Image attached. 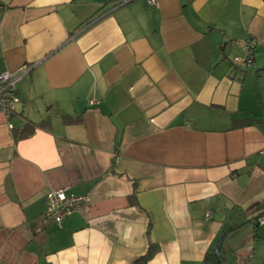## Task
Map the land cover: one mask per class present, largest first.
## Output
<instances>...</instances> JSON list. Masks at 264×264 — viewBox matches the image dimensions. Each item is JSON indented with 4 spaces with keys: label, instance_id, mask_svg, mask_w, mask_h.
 <instances>
[{
    "label": "crops",
    "instance_id": "1",
    "mask_svg": "<svg viewBox=\"0 0 264 264\" xmlns=\"http://www.w3.org/2000/svg\"><path fill=\"white\" fill-rule=\"evenodd\" d=\"M120 1L0 0V264H264V0ZM58 189L90 204L41 228Z\"/></svg>",
    "mask_w": 264,
    "mask_h": 264
},
{
    "label": "built area",
    "instance_id": "2",
    "mask_svg": "<svg viewBox=\"0 0 264 264\" xmlns=\"http://www.w3.org/2000/svg\"><path fill=\"white\" fill-rule=\"evenodd\" d=\"M130 0H123L120 4H125ZM151 4H156V0H148ZM258 43L253 37L239 38L232 40L221 47L237 49L240 54L233 58L235 64L243 65L246 68L254 67V52ZM31 67H22L18 73L9 72L0 73V113L7 120V126L11 128L10 119L15 114L16 105L19 103V97L16 91L17 82L29 73ZM90 204V198L86 195H76L68 193L66 189H58L49 192L46 195V208L38 218V224L41 228L53 225L61 227L63 221L73 212L80 210L83 206ZM205 217L209 218L210 213L206 212ZM262 218L259 222H262Z\"/></svg>",
    "mask_w": 264,
    "mask_h": 264
},
{
    "label": "trees",
    "instance_id": "3",
    "mask_svg": "<svg viewBox=\"0 0 264 264\" xmlns=\"http://www.w3.org/2000/svg\"><path fill=\"white\" fill-rule=\"evenodd\" d=\"M122 1L123 0H121L119 3H121ZM233 40H236V39H233ZM230 41H232V40H230ZM230 41L223 42L222 44L225 45V44L229 43ZM221 48L222 49H230V48H227V47H221ZM233 50L236 51L237 49H233ZM238 54H240L239 51H238ZM254 54H255V52H254ZM233 58L231 59L232 60V63L234 65H239V64H235L233 62ZM253 59H254V56H253ZM254 63H255V61H254ZM241 66H243V65H241ZM33 131H34V129L25 127L23 130H21L19 132L18 135H16V133H15L16 139H19V138H27L28 136H30L33 133ZM135 194H136V189L133 187L131 196L129 197V201L133 205L136 204ZM154 253H155V248H154L153 244H149V247H148L147 251L145 252V254L142 255V256H140V257H138L137 259H135L131 264H147L148 260L150 258H152V256L154 255ZM202 264H221V260H220V258L219 259L216 258L215 254H214V250H212L211 252H209L206 255V257H205V259H204V261H203Z\"/></svg>",
    "mask_w": 264,
    "mask_h": 264
},
{
    "label": "water",
    "instance_id": "4",
    "mask_svg": "<svg viewBox=\"0 0 264 264\" xmlns=\"http://www.w3.org/2000/svg\"><path fill=\"white\" fill-rule=\"evenodd\" d=\"M222 242H223V239L220 240V242L218 243L217 248H216V250L214 252V254H215L217 259H219V257H220V250H221V247H222Z\"/></svg>",
    "mask_w": 264,
    "mask_h": 264
}]
</instances>
